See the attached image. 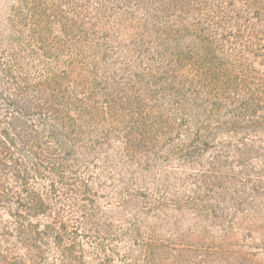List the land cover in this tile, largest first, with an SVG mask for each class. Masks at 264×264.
I'll list each match as a JSON object with an SVG mask.
<instances>
[{
	"label": "trees",
	"instance_id": "trees-1",
	"mask_svg": "<svg viewBox=\"0 0 264 264\" xmlns=\"http://www.w3.org/2000/svg\"><path fill=\"white\" fill-rule=\"evenodd\" d=\"M0 264H264V0H0Z\"/></svg>",
	"mask_w": 264,
	"mask_h": 264
}]
</instances>
